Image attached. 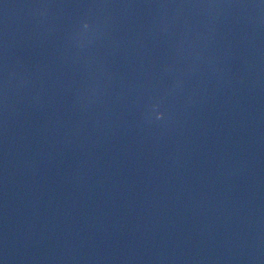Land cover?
Masks as SVG:
<instances>
[{
	"label": "water",
	"instance_id": "1",
	"mask_svg": "<svg viewBox=\"0 0 264 264\" xmlns=\"http://www.w3.org/2000/svg\"><path fill=\"white\" fill-rule=\"evenodd\" d=\"M0 264H264V0H0Z\"/></svg>",
	"mask_w": 264,
	"mask_h": 264
}]
</instances>
